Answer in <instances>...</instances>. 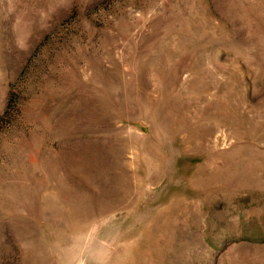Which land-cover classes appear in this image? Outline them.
I'll use <instances>...</instances> for the list:
<instances>
[{"label": "rangeland", "instance_id": "rangeland-1", "mask_svg": "<svg viewBox=\"0 0 264 264\" xmlns=\"http://www.w3.org/2000/svg\"><path fill=\"white\" fill-rule=\"evenodd\" d=\"M0 264H264V0H0Z\"/></svg>", "mask_w": 264, "mask_h": 264}]
</instances>
